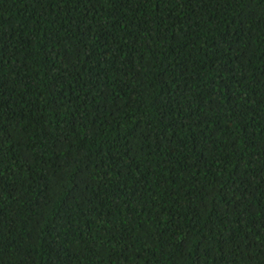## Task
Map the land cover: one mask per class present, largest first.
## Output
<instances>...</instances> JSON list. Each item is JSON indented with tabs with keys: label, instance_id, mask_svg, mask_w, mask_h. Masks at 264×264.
<instances>
[{
	"label": "trees",
	"instance_id": "obj_1",
	"mask_svg": "<svg viewBox=\"0 0 264 264\" xmlns=\"http://www.w3.org/2000/svg\"><path fill=\"white\" fill-rule=\"evenodd\" d=\"M0 264H264V0H0Z\"/></svg>",
	"mask_w": 264,
	"mask_h": 264
}]
</instances>
